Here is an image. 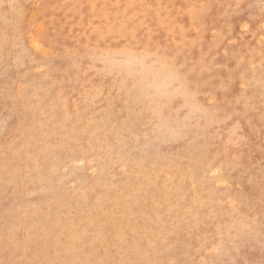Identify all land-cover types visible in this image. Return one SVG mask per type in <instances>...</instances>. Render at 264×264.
Returning <instances> with one entry per match:
<instances>
[{
  "label": "rangeland",
  "instance_id": "1",
  "mask_svg": "<svg viewBox=\"0 0 264 264\" xmlns=\"http://www.w3.org/2000/svg\"><path fill=\"white\" fill-rule=\"evenodd\" d=\"M0 264H264V0H0Z\"/></svg>",
  "mask_w": 264,
  "mask_h": 264
}]
</instances>
